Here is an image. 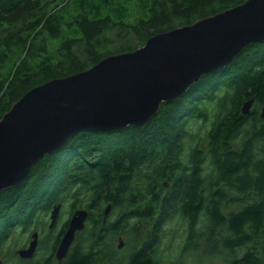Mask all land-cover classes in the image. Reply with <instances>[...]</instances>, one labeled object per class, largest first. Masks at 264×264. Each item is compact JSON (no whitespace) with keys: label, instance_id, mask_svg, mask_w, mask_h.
<instances>
[{"label":"trees","instance_id":"1","mask_svg":"<svg viewBox=\"0 0 264 264\" xmlns=\"http://www.w3.org/2000/svg\"><path fill=\"white\" fill-rule=\"evenodd\" d=\"M244 1L0 0V119L37 85ZM263 104L259 42L163 102L147 124L71 136L19 184L0 190V258L13 235L48 231L45 217L61 204L52 232L66 210L89 211L68 255L59 261L55 251L69 219L48 253L23 259L13 252L15 264H163L169 235L181 238L175 264H186L187 252L199 264H264ZM124 233L125 243L133 241L127 254L116 244ZM46 243L45 235L37 250Z\"/></svg>","mask_w":264,"mask_h":264},{"label":"water","instance_id":"2","mask_svg":"<svg viewBox=\"0 0 264 264\" xmlns=\"http://www.w3.org/2000/svg\"><path fill=\"white\" fill-rule=\"evenodd\" d=\"M264 42V0L243 3L151 36L143 46L111 54L86 70L54 78L26 92L0 119V190L19 184L45 155L80 132L113 133L147 124L163 102L183 96L208 73L230 64L245 48ZM253 99L242 107L250 112ZM264 120V104L260 113ZM167 185V183H166ZM111 205L105 209V218ZM61 204L51 211L53 229ZM89 217L86 208L69 218L55 251L61 261ZM122 238L119 247H122ZM39 232L23 259L34 256Z\"/></svg>","mask_w":264,"mask_h":264},{"label":"rangeland","instance_id":"3","mask_svg":"<svg viewBox=\"0 0 264 264\" xmlns=\"http://www.w3.org/2000/svg\"><path fill=\"white\" fill-rule=\"evenodd\" d=\"M124 1H128V0H124ZM142 1H144V0H140L141 3H142ZM114 2L118 3L119 0H114ZM136 4H137V1L134 2V5H136ZM130 16H132V15H130ZM116 47L117 46H114V48H116ZM239 207H240L239 205H234V208H236V209L239 208ZM69 217H70V215L68 214V211L66 210L65 213H63V215H61L59 223L57 224L58 227H57L56 231H53V232L49 228V224L51 222V214H48L45 217V221L48 222L47 225H46L47 228H48V231H46V230L41 231L39 229L38 232H39V239L46 235L47 243L44 245L42 250H36V253L33 256L34 258H40L41 257V253H38L39 251L40 252H44V250H46V252H47L48 247L50 246V244H52L54 237L57 235V233L59 232V229L62 227V223H64L67 219H69ZM113 217H114V215L112 216V218ZM180 226H181L182 229H184L183 225H180ZM175 227H178V226L175 225ZM32 233L33 232H27L25 235H18V234L17 235H13L12 238L6 244L5 252L6 251L7 252L3 255L2 258H0V264H2L3 258L9 257V256H10V258H9L10 260H9L8 264H15L14 259L11 257L12 256L11 253L15 252V254L17 256H19L17 254V250L20 249V248H23V247H28L29 242L31 240ZM47 237H49V238H47ZM127 237H128V235L126 233H124V235L122 237V240L124 241V244H123L122 247L118 246L121 238L120 237L119 238L116 237V244H117V246H118V248L120 250H123L124 254H127L131 250V247H132V244H133L132 240H130L129 244L125 243ZM180 239L181 238L175 239V237H171V235H169L167 238L164 239V242L162 243V245L160 247V252H159L160 255H162L163 264H175V262L178 261L177 258L180 255L178 244H179V240ZM243 252H244V250L240 249L238 251V255H242ZM183 257H184V259H182V262H186V264H199V262L196 261L199 258L197 259L196 256H193L189 252L185 253L183 255ZM206 261H201L200 264H222L221 262H218V261H215V263H214V261L213 262H210V261L206 262Z\"/></svg>","mask_w":264,"mask_h":264}]
</instances>
